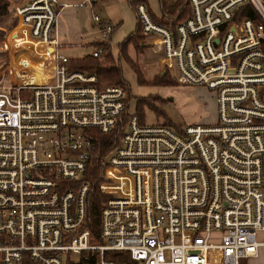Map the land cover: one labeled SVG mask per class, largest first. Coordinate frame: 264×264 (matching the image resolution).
Here are the masks:
<instances>
[{"label":"built area","instance_id":"built-area-1","mask_svg":"<svg viewBox=\"0 0 264 264\" xmlns=\"http://www.w3.org/2000/svg\"><path fill=\"white\" fill-rule=\"evenodd\" d=\"M95 1L78 5L90 9L103 39L112 26ZM10 2L16 23L0 46L12 73L0 87V264L255 257L264 248V0H188L190 14L173 29L134 3L141 54L156 53L177 83L211 90L216 120L175 131L127 118L102 158L98 239L83 226L81 177L93 148L85 130L111 131L125 93L69 69L57 52L58 0ZM38 71L43 81L22 79Z\"/></svg>","mask_w":264,"mask_h":264},{"label":"rangeland","instance_id":"rangeland-1","mask_svg":"<svg viewBox=\"0 0 264 264\" xmlns=\"http://www.w3.org/2000/svg\"><path fill=\"white\" fill-rule=\"evenodd\" d=\"M66 0H59L60 3ZM70 2H77L79 0H68ZM131 1V0H130ZM152 17L158 19L160 17V10L158 7V0H145ZM9 8L11 9L10 16H5L0 21V46L1 43L6 42V37L11 28L15 25L16 19L14 17L11 2L8 0ZM102 4V5H101ZM78 19L81 24L71 23L73 27L68 29L67 20H63L66 27L65 40L71 45H67L61 51L68 59L81 58L89 55L94 49L90 43L98 41L95 38L96 28L90 18V9H78ZM94 12L102 19H108L113 27V33L110 38L111 53L117 57V44L131 31L135 29L136 17L134 12V5L129 4V0H102L97 6L94 7ZM75 17V16H74ZM14 19V21H13ZM13 21V25H12ZM80 32H86L80 34ZM139 42V37H138ZM140 43V42H139ZM143 47V46H142ZM142 52V50H141ZM143 55L139 52L134 54L133 50L128 48V55L131 59L136 61L137 69L140 76L148 81L159 72L166 73L170 79V83L161 86H156L149 83H137L133 71L129 68L128 64L119 58L118 63L121 68V76L127 83L129 88V96L127 101V113L132 115L135 113V102H140V114L142 122L145 125L163 124L167 122V126L177 131L185 125L200 124L208 125L213 124L216 120V102L215 94L204 87L186 86L177 83L171 75L162 68L157 60V54L152 53L150 49H146ZM150 63L152 73H148L145 68H139L138 63L145 59ZM117 59V58H116ZM115 59V60H116ZM140 61V62H139ZM9 56L5 50H0V87L5 85L12 79L10 72ZM150 66L148 65L149 69ZM142 70L145 72H142ZM151 70V69H150ZM149 71V70H148ZM148 73V74H147ZM154 73V74H153ZM145 74V76H144ZM147 74V75H146ZM23 80L25 78H22ZM44 76L38 71L34 72L33 77L26 78L25 81H43ZM100 84H113L112 82L104 81ZM115 85V84H114ZM125 93V92H124ZM144 99H150L152 106L148 107ZM138 119V118H137ZM166 125V124H165ZM242 264H264V248H258L255 257L244 259Z\"/></svg>","mask_w":264,"mask_h":264},{"label":"trees","instance_id":"trees-1","mask_svg":"<svg viewBox=\"0 0 264 264\" xmlns=\"http://www.w3.org/2000/svg\"><path fill=\"white\" fill-rule=\"evenodd\" d=\"M136 1L138 0H131L129 1V4L133 6ZM139 1H143L147 5L145 0ZM158 7L160 10V17L158 19L153 18L162 26L170 29H173L178 22L184 20L190 14L188 0H158ZM10 14L11 9L9 8L8 0H0V21L3 17L10 16ZM138 32L139 29L135 25V29L127 34L117 44V59L112 55L110 47V36L113 33L112 28V31L106 37L90 43V45L94 48H101L98 57H93L89 54L81 58L68 59L67 61L71 71L94 75L98 83L104 81L112 82L113 84L120 86L125 92V106L122 111L121 120L116 123L115 127L111 131L108 133H102L94 128H87L85 130L92 141L93 148L90 152L86 169L82 173L81 177V179L87 183L83 226L91 232V235L95 239H98L99 210L102 202L106 199V195L102 194L98 190V183L101 181L103 171L106 167L102 158L118 143L124 129L125 122L130 116L127 113L126 101L129 96V88L121 76V68L118 63L119 58H122L128 64L129 68L135 74L137 83H149L161 86L171 82L166 73L162 72H159L148 81H145L140 76L136 61L131 59L128 55L129 47L133 50L134 54H137L142 50V45L138 42ZM2 34V31H0V35ZM140 102H142V100H137L135 102V113L132 115H135L138 118L140 124H144L139 112L141 109V107H139ZM143 102H145L147 106L149 105L148 107L152 106V101L150 99H144ZM165 124L167 125L168 123L164 122L163 125ZM179 130L180 128L177 129V131ZM118 254L119 253H113V257L116 260H122V257L118 256ZM240 264H242V262Z\"/></svg>","mask_w":264,"mask_h":264},{"label":"crops","instance_id":"crops-1","mask_svg":"<svg viewBox=\"0 0 264 264\" xmlns=\"http://www.w3.org/2000/svg\"><path fill=\"white\" fill-rule=\"evenodd\" d=\"M59 1V0H58ZM102 0H97V1H95V3H94V5H93V10H94V7L95 6H97L100 2H101ZM130 1V0H129ZM80 2V0L79 1H77V2H70V1H68V0H66V1H63L61 4H63V6L61 7V9H60V11H59V13H58V17H57V21H56V40H57V45H58V47H57V52L59 53V54H61V55H64L61 51L63 50V48H65L67 45H71V43H68V42H66V38H65V31L66 30H68L69 28H71V27H73V25H72V23H71V21L70 20H72L73 21V23L76 25V24H81L80 23V19L79 20H77L78 19V17H77V15H78V9H84V8H86V9H88L87 7H85V6H79L78 5V3ZM102 5V4H101ZM75 16V17H74ZM90 18H91V12H90ZM63 20H67V22H68V29H66V27L64 26V22H63ZM103 20H105V19H103ZM91 21H92V19H91ZM105 21H107L109 24H110V22H109V20L108 19H106ZM93 22V21H92ZM93 24H94V26H95V28H96V26H97V28H96V33H95V37H94V39L95 38H99V32H98V25L96 24V23H94L93 22ZM111 25V24H110ZM136 25V24H135ZM113 28V27H112ZM86 32H80V34H85ZM117 53V52H116ZM140 53H142V52H140ZM65 56V55H64ZM66 57V56H65ZM145 59V63H143V61L141 60V62L140 63H138V66H139V68H141L142 69V67L143 68H145L146 70H147V72L148 73H150L151 71H152V68L153 67H151L150 65V63H147V60H146V58H144ZM148 65L150 66V69H149V67H148ZM149 70V71H148ZM142 72H144L143 70H142ZM145 73V72H144ZM147 73V74H148ZM152 73V72H151ZM146 74V75H147ZM154 74V73H153ZM34 76V73H28V74H26V75H24L22 78H25L24 80H26V78L28 79L29 77H33ZM144 76H145V74H144Z\"/></svg>","mask_w":264,"mask_h":264}]
</instances>
